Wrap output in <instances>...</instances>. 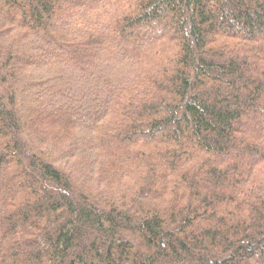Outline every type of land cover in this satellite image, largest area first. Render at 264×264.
<instances>
[{
	"label": "trees",
	"instance_id": "obj_1",
	"mask_svg": "<svg viewBox=\"0 0 264 264\" xmlns=\"http://www.w3.org/2000/svg\"><path fill=\"white\" fill-rule=\"evenodd\" d=\"M0 264H264V0H0Z\"/></svg>",
	"mask_w": 264,
	"mask_h": 264
}]
</instances>
